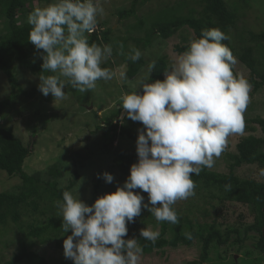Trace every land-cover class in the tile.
I'll list each match as a JSON object with an SVG mask.
<instances>
[{
    "label": "rangeland",
    "instance_id": "374dc122",
    "mask_svg": "<svg viewBox=\"0 0 264 264\" xmlns=\"http://www.w3.org/2000/svg\"><path fill=\"white\" fill-rule=\"evenodd\" d=\"M225 1L235 12V21L229 28L230 39L235 48L234 74L242 76L248 82L252 78L255 82H260L261 86L256 87V83L249 82L252 87L249 93L250 102L243 113L244 131L228 137L224 151L220 157L215 158L214 166L207 169L220 174L234 173L240 180L254 179L263 182L264 176L259 173L264 165L259 161L242 162L237 155L238 144L243 138L253 135L264 141V40L257 37V34L264 33V0ZM52 2L53 0L28 1L18 10L19 23L28 22V15L34 8H43ZM132 2L133 0H100L104 14L97 17L95 30H110L109 44L103 45H111L113 49L112 57L102 67L115 71L117 77L110 81L98 80L95 89L80 92L66 81L65 98L54 101L51 94L44 96L39 91V76L15 61L14 72L26 92L17 93V97L8 100L3 107L2 103L11 95L12 88L6 74L0 69V127L13 126L15 134L24 144L28 145L35 140L31 154L25 159L24 170L30 174L40 173L44 180L58 181L60 187L67 188L74 197L79 195V199L89 206L97 198L115 192L118 186L122 187L130 175V172L124 174L115 166V151H136V144L124 134L118 133L115 141L109 142L103 136L104 128L99 125L103 126L106 118L114 115V122L120 125L135 130L143 129L141 122H134L127 117L121 108V97L138 87V82L148 71V65L159 56L168 57L169 68L181 55L174 50V46L189 42L195 33L191 28L185 27L167 39L158 34L154 35L149 45L139 48L142 55L138 61L132 63L133 66L124 55L129 54L131 48L136 46V38H144L151 22L160 13L164 15L171 11L176 15L187 14L191 9L200 11L203 7L201 0H139L136 13L120 19L118 11L130 8ZM7 30V19L0 10V35ZM91 33H86L88 38ZM121 39L126 41L124 49H120ZM250 49H253L254 69L247 62ZM42 54L43 51H32L30 60L38 62L42 60ZM135 71L137 73L132 76ZM120 72L126 73V79L119 78ZM137 91L139 94L143 93L142 88ZM260 153L263 154L255 156L264 159V142L260 146ZM55 165L62 171V175L53 179L50 169ZM104 172L113 175L112 183L105 182L102 177ZM21 182L19 176H10L6 171L0 170V192L17 191ZM194 183V195L186 200H178L173 205L181 216L191 217L196 229H200L204 235L211 224L223 233L228 228L239 231L238 234L231 235V241L227 244L211 245L207 260L203 264H264L263 254L255 247L259 233L250 231L245 236L244 232L246 227L255 223L258 210L248 203L233 199L224 189L207 186L201 181ZM133 191L137 192L138 189ZM38 201L36 211L32 204L23 207L22 220L18 223L9 219L7 225L0 224V264H41L39 260L27 258L15 263L14 257L21 253L23 246L28 251L39 254L49 264L65 258L64 238L60 237L59 243L56 239L44 242L28 234L29 223L46 222L49 217H62L57 206V201L60 200L43 196ZM146 227L160 232V223L148 218L137 224H127L129 230L139 234ZM65 234L71 235V230ZM170 235L168 233L166 237ZM200 253L201 241L195 239L190 246H166L151 253L143 252L139 264H187L188 261L197 259Z\"/></svg>",
    "mask_w": 264,
    "mask_h": 264
},
{
    "label": "clouds",
    "instance_id": "9594fccd",
    "mask_svg": "<svg viewBox=\"0 0 264 264\" xmlns=\"http://www.w3.org/2000/svg\"><path fill=\"white\" fill-rule=\"evenodd\" d=\"M103 14L100 0H53L29 13L28 41L43 50L42 72L52 73L39 75L38 89L44 96L63 100L66 81L86 92L95 89L98 80L117 77L115 71L102 67L112 57L111 45L89 44L86 35ZM227 39L218 28L202 31L170 65L163 80L152 81L155 63L149 64L138 87L121 97L127 117L143 125L136 140L138 161L131 165L122 187L97 198L91 206L79 195L62 193V202L57 201L61 227L64 233L71 230L63 240L66 259L74 264H139L143 247L137 238L124 237L127 224L141 215L142 207L157 222L179 223L173 205L194 195L191 176L213 167L228 137L244 131L243 113L252 86L233 73L236 59L221 43ZM141 55L132 47L128 59L136 62ZM119 78L126 79V73L120 72ZM259 174L264 176V169ZM102 177L106 183L114 180L108 172ZM225 187L231 191V185ZM134 189L148 193V203ZM159 235L147 227L140 230V238L153 243ZM184 236L192 239L190 232Z\"/></svg>",
    "mask_w": 264,
    "mask_h": 264
},
{
    "label": "trees",
    "instance_id": "16d2710c",
    "mask_svg": "<svg viewBox=\"0 0 264 264\" xmlns=\"http://www.w3.org/2000/svg\"><path fill=\"white\" fill-rule=\"evenodd\" d=\"M30 0H0L1 11L7 19L8 30L6 33L0 35V69L6 74L8 82L11 85L12 93L9 97L3 101L2 106L7 105L8 100H12L17 97V93H24L18 78L14 72L13 63L15 61L25 65L32 73L39 75H50V72H42L43 60L33 62L30 60V54L32 51L37 50L35 46L28 41L29 32L31 26L26 23H19L17 19L18 10L24 6ZM139 0H133L131 7L127 9H120L118 11L119 18L124 19L136 13V5ZM203 5L200 11L191 9L187 14H174L171 11L168 14L160 13L158 18L151 22L150 29L146 32L144 38H136V46L134 48L146 47L150 44L153 36L158 34L161 37L167 39L173 36L180 29L189 27L195 33L193 39L201 37L202 31L213 28H218L223 31L229 39L221 41L222 44L227 46L232 54L235 53V48L230 39L229 28L235 21V12L231 10L225 0H201ZM234 12V13H233ZM142 21V20H141ZM143 23V22H141ZM110 30H93L88 38L89 44L96 43L97 45L109 44ZM257 37L264 40V33L257 34ZM189 42L177 44L174 46V50L180 54L184 53L189 45ZM142 44L141 46H139ZM121 45H126L125 39H121ZM120 49H124L123 47ZM250 54L245 52L247 62L250 68H255V60L252 57L253 49H250ZM128 58V54L124 55ZM251 57V58H250ZM168 57L166 55L159 56L153 62L155 68L151 74L152 81L163 80L164 74L168 70ZM133 66V62L128 60ZM132 68V67H131ZM136 70V68H132ZM235 73L234 66L232 68ZM137 71L131 75H135ZM264 76V74H263ZM251 83H256V87L261 86L260 82H255L252 78L249 80ZM139 93V92H138ZM118 115V112L117 114ZM115 115V116H116ZM103 136L109 142L113 143L118 133L126 135L135 144L138 137V130L129 126H124L114 122L113 117L106 118ZM120 130V132H119ZM264 141L260 138H255L253 135L245 137L238 144L239 155L238 158L242 162L254 163L259 161L264 165V159L256 157L255 154L260 153V146ZM35 140L30 143L24 144L23 140L17 136L14 132L13 126L0 127V170L6 171L10 176H19L22 180L17 191H1L0 192V224L7 225L9 219L18 223L22 220V209L28 205H33L34 211L39 206V199L50 197L52 199L60 200L62 202V193L67 191V188L60 187L56 180H44L40 173L30 174L24 170L25 159L31 154ZM264 158V157H263ZM138 161L137 152L132 153L115 151L114 164L124 174L130 172L132 164ZM52 167L50 169L51 175L55 179L57 176L62 175V171L58 168ZM77 176V174H75ZM192 180L196 182H204L207 186H215L231 196L237 201L248 203L258 210V216L255 223L246 227L245 236L250 231H257L259 233V240L255 243V247L264 256V181H256L254 179L240 180L234 173L220 174L209 171L207 167H204L199 175L193 174ZM73 183H71V186ZM226 185H231V191L226 189ZM144 197V203H148V193L138 189V191ZM151 207V205H149ZM174 208V207H173ZM177 212L179 223L171 224L167 221L160 223V235L159 238L153 243L151 241L140 238V234L129 230L125 239L137 238L140 246L143 247L144 253H151L156 249H163L166 246L176 248L180 245L190 246L195 239L201 241V253L197 259L188 261L187 264H203L207 260L209 249L213 244H227L231 241L232 234H238L239 231L236 228H228L225 233L218 229L214 224L208 227L207 233L204 235L200 232V229H196L195 222L189 216H181L180 212L174 208ZM151 219L155 222L156 219L151 213L142 207L141 215L134 218L133 224L139 223L143 219ZM63 218L49 217L46 222L38 221L37 223H29L28 234L34 238H40L42 241L47 242L56 239L60 242L61 239H65L67 235L62 229ZM185 232L192 234V239H186ZM170 233V237L166 235ZM57 243V244H58ZM59 245V244H58ZM39 260L41 264H49L39 254L28 251L23 246L21 253L14 257V262H20L23 259ZM54 264H74L71 259H62Z\"/></svg>",
    "mask_w": 264,
    "mask_h": 264
}]
</instances>
